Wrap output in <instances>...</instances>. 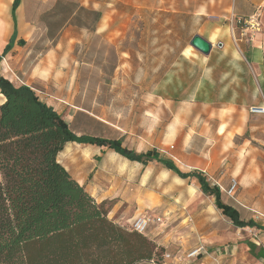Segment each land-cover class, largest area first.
I'll list each match as a JSON object with an SVG mask.
<instances>
[{"label":"rangeland","instance_id":"374dc122","mask_svg":"<svg viewBox=\"0 0 264 264\" xmlns=\"http://www.w3.org/2000/svg\"><path fill=\"white\" fill-rule=\"evenodd\" d=\"M93 1H96L94 6L98 2L101 4L99 7L106 16L99 28H96L97 13L77 10L79 2H74L72 8L68 3L58 2L56 25L52 26L51 32L57 35L56 42L49 45L36 36L44 33L39 29L22 47L20 55H27L28 60L34 62H38L48 48L57 47L58 57L48 63L55 69L52 83L33 84L35 93L42 100H48L77 135L120 139L124 147L136 153L155 151L161 158L172 161L180 171L195 172L186 168L178 157L187 146H183L184 141L178 142L173 128L172 113H176V109L164 106L159 99L148 95L155 89L160 76L162 46L166 50L172 49L176 43L186 41L189 36L187 22L179 26L165 12L130 5V2L135 4L141 0ZM82 2L91 7V0ZM72 12L75 15L70 20ZM253 19L258 28L255 33L260 34L264 44V10ZM176 29L182 33L177 34ZM66 32L74 39L67 43V47L64 41H60ZM12 70L18 79L9 72L0 73L15 86L27 82L21 73ZM146 82L152 85V89L145 90ZM2 101L0 96V104ZM216 122L221 129L224 123L218 121L195 123L196 129L205 128L206 137L193 139V148L210 150L219 144L221 151L227 153L233 149V143L238 146L239 139L231 141L229 135L218 139L220 134L214 129ZM256 125L258 128L254 133L264 134V118H260ZM246 137L249 138V134ZM244 147L239 149L238 166H243ZM58 160L73 178H85V182L99 194L112 197L113 200L104 202L105 209L109 210L114 202L121 201L120 224L113 221L117 225L129 229L131 221L128 219L139 214L150 216L153 222L149 232L142 237L158 254L164 251L173 255L186 254L199 246L205 249L232 246L235 248L232 257L235 264L254 263L253 241L262 245L264 229L236 228L215 208L214 198L200 191L196 179L181 180L156 161L145 165L129 162L108 148L99 150L91 145L76 144L73 149H64ZM233 178L238 180V177ZM257 180V186L241 183L236 193L240 203L220 193L221 201L234 207L243 221L251 220L250 213L243 206L264 211V197L258 196V189L264 192V172ZM208 182L215 185L214 180Z\"/></svg>","mask_w":264,"mask_h":264},{"label":"crops","instance_id":"0c3cea01","mask_svg":"<svg viewBox=\"0 0 264 264\" xmlns=\"http://www.w3.org/2000/svg\"><path fill=\"white\" fill-rule=\"evenodd\" d=\"M82 1L18 0V5L12 15L14 0H0V54L11 41V49L3 58L11 70L12 68L17 70L27 80V82H21V85L34 90L33 84L48 85L52 83L55 69L49 67L48 63L58 57L57 47L54 45L52 48H48L38 62L28 60L29 57L20 55V51L39 29H42L44 33L36 34V36L43 38L49 45L56 42L57 35L51 32L54 29L52 26L56 25L55 12L58 2L68 3L71 8L74 2H79L77 10L84 9L87 12L97 13L96 28H99L106 17L99 7L101 4L98 2V5L94 6L96 1L91 0V7H88ZM132 4L130 2L131 6L165 12L166 16L170 20H175L179 26L187 22L188 30L186 32L189 36L186 41L176 43L172 49L166 50L162 46L160 76L155 89L151 90L148 95L151 98L159 99L162 105L176 109V113H172L171 121L174 123L173 128L176 131L178 142L184 141L183 146H187L186 150L180 151L178 155L185 167L205 176L207 181L214 180V186L218 188L219 193H224L220 187L227 189L231 180L236 181V189L229 198L240 203L236 193L242 186L241 183L257 186V177L264 172V134L254 133V130L258 128L256 122L260 118H264V115L250 113V108H264V44L259 38L260 34L248 30L247 25L244 24L249 17L256 16L264 10V0H159L158 2L141 0L140 3ZM38 11L39 13H37ZM74 15L75 13L72 12L70 20ZM104 24L105 22L102 25ZM64 25H67V22ZM175 32L182 33L180 29H176ZM196 35L210 44L211 49L208 55L200 53L190 45L192 38ZM73 40V37L67 32L60 38V41H64L65 47L68 42ZM18 41H22L23 45L18 44ZM146 58H148L147 53ZM24 66L26 69L23 68ZM41 74H45V76ZM12 75H15L13 70ZM10 81L12 82V80ZM149 89H152V85L146 82L145 90ZM55 95L57 94L55 93ZM44 101L52 106L47 102L48 100ZM211 117L213 119H210ZM211 120L224 123L223 127L219 129V123L216 122L214 129L217 134H220L218 139L221 140L229 135L231 141L239 139L238 146L233 143V149H227L229 150L227 153L221 151L219 144L210 150L208 148L200 150L193 148V139L197 136L206 137L204 135L205 128L201 127L198 130L195 128V123L197 121L210 122ZM247 134H249V138L246 137ZM257 142L258 144H256ZM74 145L76 143H67L63 150L73 149ZM82 145L95 146L99 150L107 148L92 144ZM243 145L245 146L242 150L244 154L243 166H238L239 149ZM115 154L129 162L136 163V161H130L117 153ZM226 162L228 164H224ZM168 171L176 174L172 170ZM176 176L184 180L177 174ZM233 177H238V180ZM228 178L230 180L225 185ZM73 179L82 185L98 204L113 200L112 197L99 194L94 187H90L89 183L85 182V178ZM263 194L264 192L258 189V196L263 198ZM120 206L121 201H116L108 210V218L117 224H120L118 219L122 218L119 212ZM248 207L264 213L257 207ZM139 215L128 220L132 221ZM253 242L256 251L253 256V264H256L259 259H264V236L261 237L262 245L257 241ZM195 249H201V254L193 261L186 262L185 260V256L191 251L186 254H170L179 258L178 264H235L232 259L235 248L232 246L214 247L213 249L199 246L193 250Z\"/></svg>","mask_w":264,"mask_h":264},{"label":"trees","instance_id":"16d2710c","mask_svg":"<svg viewBox=\"0 0 264 264\" xmlns=\"http://www.w3.org/2000/svg\"><path fill=\"white\" fill-rule=\"evenodd\" d=\"M17 5L14 0L12 15ZM0 96V264H139L160 255L143 235L111 221L104 202L98 204L59 162L70 142L105 146L130 161H156L180 178L193 177L236 228L256 226L223 204L218 188L200 173H184L155 151L138 154L120 140L76 135L31 87L14 86L1 73Z\"/></svg>","mask_w":264,"mask_h":264},{"label":"built area","instance_id":"2783aa9c","mask_svg":"<svg viewBox=\"0 0 264 264\" xmlns=\"http://www.w3.org/2000/svg\"><path fill=\"white\" fill-rule=\"evenodd\" d=\"M253 17H249L248 21L246 23L244 22V24L247 25L248 30L250 29L251 31L255 32L258 30V28L256 26V23L254 22ZM0 66H1L0 71L9 72L12 74V70L9 68L4 58H2ZM250 113L264 115V108H254V107L250 108ZM236 186H237L236 181L231 180L230 185L227 189L220 187V190L224 192L228 197H231L236 189ZM243 207L250 213V218L252 222L256 225L255 227H247V229L251 230L257 227L258 229L261 228L262 231L264 229V213L254 210L247 206H243ZM158 220L159 222L161 221L160 218H158ZM152 222L153 221L150 216L139 215L131 221L130 228L128 230L135 232L139 235L146 236V233L148 232V229L150 228ZM199 254H201V249H195L191 251L185 256L186 262L197 259ZM178 260L179 258H176L170 253L164 251L158 256V258H154L149 261H144L139 264H178ZM215 264H219V263H215ZM256 264H264V259H259Z\"/></svg>","mask_w":264,"mask_h":264},{"label":"water","instance_id":"95a60500","mask_svg":"<svg viewBox=\"0 0 264 264\" xmlns=\"http://www.w3.org/2000/svg\"><path fill=\"white\" fill-rule=\"evenodd\" d=\"M190 45L204 55H208L211 49L210 44L197 35L192 38Z\"/></svg>","mask_w":264,"mask_h":264}]
</instances>
